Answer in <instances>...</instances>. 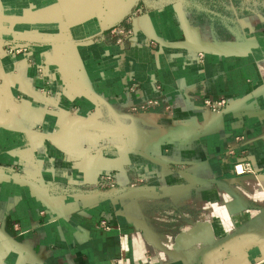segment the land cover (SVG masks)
<instances>
[{
  "label": "crops",
  "instance_id": "crops-1",
  "mask_svg": "<svg viewBox=\"0 0 264 264\" xmlns=\"http://www.w3.org/2000/svg\"><path fill=\"white\" fill-rule=\"evenodd\" d=\"M0 264H264V15L0 0Z\"/></svg>",
  "mask_w": 264,
  "mask_h": 264
},
{
  "label": "rangeland",
  "instance_id": "rangeland-1",
  "mask_svg": "<svg viewBox=\"0 0 264 264\" xmlns=\"http://www.w3.org/2000/svg\"><path fill=\"white\" fill-rule=\"evenodd\" d=\"M189 15L221 40L235 36L241 18L264 15V0H185Z\"/></svg>",
  "mask_w": 264,
  "mask_h": 264
},
{
  "label": "built area",
  "instance_id": "built-area-1",
  "mask_svg": "<svg viewBox=\"0 0 264 264\" xmlns=\"http://www.w3.org/2000/svg\"><path fill=\"white\" fill-rule=\"evenodd\" d=\"M119 34L124 35V31H119ZM119 42L122 43V39H119ZM8 53L11 55H16L19 53H25L27 52V47L24 46H9L7 48ZM202 57V54H200V58ZM204 105L207 110H209L214 116L219 117L223 115L230 107L231 101L229 99H210L206 98L204 99ZM237 174H243L245 172H250V165L247 164L246 167H243L242 165L236 166L235 168ZM111 177H105L103 179V182L101 185L109 187L111 190L115 188L114 183L112 182ZM103 225H106V222H102Z\"/></svg>",
  "mask_w": 264,
  "mask_h": 264
}]
</instances>
